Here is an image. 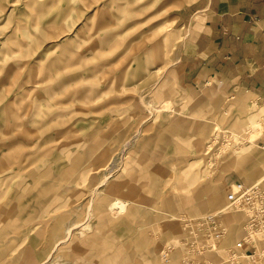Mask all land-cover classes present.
I'll use <instances>...</instances> for the list:
<instances>
[{
	"label": "rangeland",
	"instance_id": "374dc122",
	"mask_svg": "<svg viewBox=\"0 0 264 264\" xmlns=\"http://www.w3.org/2000/svg\"><path fill=\"white\" fill-rule=\"evenodd\" d=\"M187 1L0 0V264H264L227 261L237 213L184 251L185 220L264 181V104L182 81Z\"/></svg>",
	"mask_w": 264,
	"mask_h": 264
},
{
	"label": "crops",
	"instance_id": "0c3cea01",
	"mask_svg": "<svg viewBox=\"0 0 264 264\" xmlns=\"http://www.w3.org/2000/svg\"><path fill=\"white\" fill-rule=\"evenodd\" d=\"M178 21L187 89L264 104V0H196Z\"/></svg>",
	"mask_w": 264,
	"mask_h": 264
},
{
	"label": "built area",
	"instance_id": "2783aa9c",
	"mask_svg": "<svg viewBox=\"0 0 264 264\" xmlns=\"http://www.w3.org/2000/svg\"><path fill=\"white\" fill-rule=\"evenodd\" d=\"M232 213L243 216V235L226 250L227 261L236 263L256 258L264 262V181L251 185L237 181L230 186L226 205L220 212L185 220L183 246L186 257L202 258L218 250L228 235L223 217Z\"/></svg>",
	"mask_w": 264,
	"mask_h": 264
},
{
	"label": "bare ground",
	"instance_id": "6f19581e",
	"mask_svg": "<svg viewBox=\"0 0 264 264\" xmlns=\"http://www.w3.org/2000/svg\"><path fill=\"white\" fill-rule=\"evenodd\" d=\"M166 104V103H165ZM260 115H258L260 118L261 117H264V110L262 112L259 113ZM258 116H252V119L256 122V126L254 125V133H256L258 136L259 134L261 133V119H259ZM258 117V118H257ZM259 119V120H258ZM264 119V118H262ZM264 122V121H263ZM262 150H264V148H262ZM251 163H252V160H250ZM252 167H253V170H250L249 168V171H248V174H256V172H259V174L264 171V165H259V166H253V163H252ZM264 176V174H263ZM113 206V207H112ZM112 206H111V209H115V208H119L121 209L120 211H122L123 209V206H124V203L119 201V200H115L113 203H112Z\"/></svg>",
	"mask_w": 264,
	"mask_h": 264
}]
</instances>
